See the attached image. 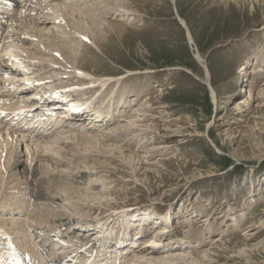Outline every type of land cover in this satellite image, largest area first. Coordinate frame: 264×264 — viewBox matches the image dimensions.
<instances>
[{"label":"rangeland","instance_id":"374dc122","mask_svg":"<svg viewBox=\"0 0 264 264\" xmlns=\"http://www.w3.org/2000/svg\"><path fill=\"white\" fill-rule=\"evenodd\" d=\"M39 4L31 18H47V28L37 36L23 25L15 30L30 39L32 77L52 76L48 89L65 83L62 68L115 75L127 103L101 132H87L91 143H72L55 170L63 184H46L57 214L37 226L36 215L25 217L31 231L47 240L122 207L128 221L130 207H143L139 217L151 227L135 248L143 264H160L148 260L149 246L162 250L165 264H197L199 257L201 264H264V0H91L75 11L59 6L62 28L51 20L54 10ZM175 9L206 61L216 102ZM8 212L0 210V222Z\"/></svg>","mask_w":264,"mask_h":264},{"label":"bare ground","instance_id":"6f19581e","mask_svg":"<svg viewBox=\"0 0 264 264\" xmlns=\"http://www.w3.org/2000/svg\"><path fill=\"white\" fill-rule=\"evenodd\" d=\"M60 1L61 0H57V1L56 0H28L27 3L22 5V11L23 12L25 11V13H22L20 16L14 15L11 19V26L12 25L14 26V23L15 24L18 23L19 25L32 28L33 29L32 32L35 33L33 35L31 32V35L33 36H37V33L41 34V30H43L42 28L43 27L47 28L45 26L46 23L44 24V22L47 21L48 19L47 18H44L43 20L32 19L29 12L27 14V11H29L27 6L31 2H32L31 5L35 4L36 6L39 4V2H42V4L45 6L46 9L51 8L54 10L55 15L52 16L51 20L54 21L55 17H57V20L59 21L58 23L59 25L58 26L55 25V26L57 28H62L64 19L60 17L61 16L60 14L62 11L63 12L65 11L64 13H66V10H61L59 6H61L64 9L68 5L69 9L75 11L81 8L79 6L86 5L91 0L90 1H87V0L74 1L73 0L70 2L63 0L62 5L59 3ZM227 1H230V0H227ZM175 12H176V16L178 20L180 21L181 25L184 26L187 30V35H186L187 40H188V43L191 45V47L195 49L194 50L195 59L202 65L204 70L206 69L207 77L205 80L206 82L209 83L210 82L209 78L211 74H210L208 66L205 63L206 61L204 60L201 53L198 51L197 47L194 48V44H195L194 39H193L191 32L189 31L187 27V22L185 21V19H183L180 16L178 9H175ZM87 14L88 13H86V15ZM40 26H43V27H40ZM74 31L79 32V33L81 32L79 30H74ZM15 33H17V31H15ZM25 33H29V31L26 30ZM81 33H84V32H81ZM18 37H20V34L17 33L16 39H18ZM74 37L77 38L76 36ZM89 38L91 39L93 46H95V43L92 40V38L90 36ZM22 42L26 43L27 41L24 40ZM13 52L14 51L12 49L11 51H9L8 49L6 53V57L9 59H12L14 57ZM16 54H17L16 57L19 56L18 53ZM17 62L18 63L20 62L18 65H21L24 63L23 60H18ZM5 67L8 73L11 75L12 84L16 80H21V81L24 80L28 82L30 81L28 77V73H31V72H27L25 69L22 70L18 67L15 68L16 66L15 67L5 66ZM59 73L61 72L59 71ZM80 74H82L83 76H89L84 71H81ZM25 75L28 77V79L27 78L25 79ZM256 76L257 74L254 75V78ZM49 77L51 78L52 76H49ZM114 78H118V77L115 75H112L109 77H102L99 80L100 86L97 88L98 91L99 90L101 91V92L99 91V93H101L102 95L99 96V94H97L91 101H88L87 99L88 97L86 98L85 96L74 98L73 97L74 94H76L77 96V94L79 95V92H75V93L67 92L66 96L71 97L70 101L72 102V106L76 107L77 109H80L81 111H83L84 109L92 110L95 108V104H97L96 103L97 101L101 102L100 104H102V106L99 108V111H98V113L101 115L100 118L102 119L104 118V120L110 119V122H111L112 120L115 119V116L118 117V115L116 114H118L120 110L122 111L123 107L127 103V97H126L127 91L119 90V89L116 91V88L120 83L119 80L121 79H118L117 81H115ZM59 79H60V75H59ZM61 79H62V75H61ZM64 81L66 80L64 79ZM113 82L115 83L109 89V86ZM53 83L55 84L56 81ZM210 86H211L210 88L211 96L216 102L217 93L213 89L211 82H210ZM13 87L15 89L13 91L21 89V88H16L15 85ZM22 92L24 93L23 95L24 101H21V100L16 101V102L11 101L10 105L6 101L5 103L6 107H4V109L7 111V114H6L7 116L11 115V110L14 108H19L20 110H22L20 114L14 115V118L17 119L18 121L9 120L10 122L5 123L4 126L0 125V136L4 138V140L1 139V142H0V147L2 149L1 158H3V156H6L0 161V168L2 169L1 174H0L1 176L0 177V210H3L4 208L9 209V212L7 213V215L3 216L7 218L5 219L3 217L1 218L2 220L0 222V230H2L3 234L7 235L9 241L11 242V251H14L15 255L23 256L24 257L23 260L26 263L41 264L42 258L40 257V254H41L40 249L42 251H45V253H47L51 261L58 262L60 261L61 257H64L66 255V253H61L60 251H57L54 249H48L46 251L45 248H43L42 246L40 247L38 244L34 243L33 240L30 239V237L35 236V232L31 231V224L29 223V221H25L26 220L25 217H28L31 220L36 215V219H35L36 226L37 224L42 225L44 222H48V223L51 222L50 217L52 218L54 213L56 215L57 212L54 209V207L51 206V196L46 191V186L48 187V185L46 184L48 182L51 184L52 183L57 184L59 182L57 180L58 179L57 176L55 175L56 174L55 170L59 168L58 162L61 163L62 159L67 158V156L70 153L69 151L70 147L72 143H74V141L80 144H83V143L89 144L93 140L92 138L88 137L87 132L91 130H96V129L101 132V129L106 128L108 124L102 123L100 118H98L97 120L90 118L89 122H86L87 120H85L84 118L73 120V119H70L71 118L70 116L69 117L70 120H65L66 119L65 117H67L66 114H62V115L55 114L50 109L46 110V116L43 119H40L37 121L32 118L28 119L27 114L29 112H32L33 109L35 108L34 107L35 104H39L41 101H43L44 97L39 96L38 97L39 101L31 104L26 97L31 96V99H32L33 90L27 88V86H23ZM0 93L3 94V98L4 100H6L7 95H5V92H3L2 89H0ZM15 97L16 96H14V98ZM0 98H2V95H0ZM47 103H49V101H46L45 104ZM43 108H46V107L43 106ZM124 110H126L125 107H124ZM39 116L41 117L43 116V114L40 113ZM22 117H25V118L22 119ZM5 118L2 117L0 119V124L3 123V119ZM21 122L22 123L25 122V125H22ZM86 123H89L88 124L89 126H87ZM99 123L100 125H98ZM8 124L9 126H7ZM91 126H93L94 128ZM65 127H70V128L69 130L65 131L66 130ZM85 129L87 130L84 131ZM103 136L105 137L106 134ZM103 136H100L101 139L98 140L99 142L102 140ZM92 137H95V139L99 138L94 135ZM46 147L49 152L45 151ZM62 148L63 149L65 148L66 151H64L65 149L62 150ZM44 151L47 153H44ZM50 159H53L51 161L54 162V165L50 162ZM5 178L8 179L6 182H4ZM9 178H11V180ZM59 180H62V179L59 178ZM60 184L62 185L63 183H60ZM65 190L70 193L73 189L69 186ZM34 207L38 209L31 210ZM136 213L137 211L133 210L131 214L129 215H132V214L138 215ZM145 214L146 216L151 217L150 213H145ZM130 220L132 221V218H130L129 221L122 222V225L125 227L129 226L131 222ZM125 222L129 224L126 225ZM162 224L163 223L159 224L158 226L160 225L162 226ZM83 226H88V225H83ZM158 226L157 228L153 230L154 232L162 231L160 229L161 227H158ZM113 227H114V224H112L111 226L109 225L104 226V228H107L106 231L96 230V232H98L99 234L100 233L103 234L104 237H107V236L108 238L114 237V234L117 231L114 230L115 228ZM110 229H111V232L114 231V233L113 232L111 233L109 231ZM141 229H144V228H141ZM150 229L151 227L148 226L146 228V231L147 230L149 231ZM144 234L143 232H140L139 239L142 240L145 236ZM141 240L140 242L138 241L139 244L135 243L134 247H136L137 245H138L137 248L141 247V244H142ZM66 243L68 244V246L67 247L61 246L60 249L66 250L70 256H73L71 252L74 253L73 251H76L77 246L83 247V246H86L87 244L88 245L91 244V242H89L87 239L82 240L81 238L76 237V236L75 237L68 236ZM107 247L109 248L110 246L104 241H102L99 244L98 250H94L93 246L90 245L89 247L85 249L84 255L89 260L94 258L95 260L93 261V263L89 261L81 262L82 260L81 257L79 258V256L76 255L75 256V260H77L76 264H96V262L100 260L104 261L103 264H117V263L126 264L127 262H129V264H143L144 263L143 261L146 258V256L142 253L143 252L142 249L139 252V249H140L139 248L138 250L135 249L136 251L133 250L134 253L132 251V253H126V255H124V253L121 251L120 258L118 259H113L112 257L110 258L104 257L100 259V256L104 255L106 249H108ZM154 247L155 246H149L148 247L149 250L147 249L148 252H150V254L153 255L152 259L150 258L148 260H152V261L157 260L161 264L164 261V257L159 255L160 253H162V250L159 247L155 248L154 250ZM108 251L117 252V248L112 249V250L109 249ZM11 253L13 254V252ZM12 254H11V259L8 257L5 258V260H7L6 264H10L9 262H11V260L14 259L12 257L13 256ZM198 257L199 256L195 255L194 259H197ZM199 259L200 257L196 260L198 261L197 264H201V262H199ZM118 260L120 262H118ZM167 262L169 261L167 260ZM2 264H5V263L3 262ZM162 264H165V263H162Z\"/></svg>","mask_w":264,"mask_h":264}]
</instances>
